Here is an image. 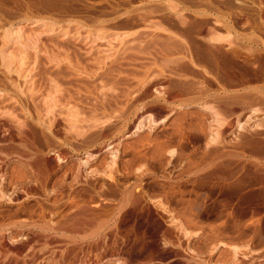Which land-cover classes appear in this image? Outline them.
Instances as JSON below:
<instances>
[{"label":"rangeland","instance_id":"rangeland-1","mask_svg":"<svg viewBox=\"0 0 264 264\" xmlns=\"http://www.w3.org/2000/svg\"><path fill=\"white\" fill-rule=\"evenodd\" d=\"M5 30L99 76L81 130L0 127V264H264V0H0Z\"/></svg>","mask_w":264,"mask_h":264},{"label":"bare ground","instance_id":"bare-ground-1","mask_svg":"<svg viewBox=\"0 0 264 264\" xmlns=\"http://www.w3.org/2000/svg\"><path fill=\"white\" fill-rule=\"evenodd\" d=\"M9 37H10L9 33L5 30L4 34L0 38V91L2 92V94L0 95V127H2V124L6 122V124L8 123L7 125H9V127H11V129L17 134L22 132H26V133L34 132V134L42 133V138H43L42 140H44L45 137L46 139L47 138L49 139L50 135L48 134L52 133L55 127H58V125H62L64 128H67L66 130H74L75 128H78L80 126V130H81V126L84 121L81 119L82 114H84L86 111H89L87 110L89 108L93 109L95 105V104L94 105L90 104L93 105V107L89 105L91 100H94L95 97V92H96L95 78L97 75L96 73H95L96 75H90L93 72L90 74L88 73V71L91 68V65L90 68L86 66L87 64L85 63L83 57L81 55L80 56L77 55L80 53L79 51H78L79 53L77 54L75 53L76 54L75 56L73 55L75 60H68L66 59L67 57H64L65 52H63L62 49L61 51L56 50L51 46L50 47L47 46V43L42 44L41 47L35 44L33 48L34 50L32 52L26 51L23 53L22 56L21 54H13V53L11 55H6L4 52V48L8 46L9 43H11V39H10L11 37L10 38ZM25 44L28 45V43ZM58 47H60V45ZM62 47L64 48L63 45H61V48ZM75 50L77 51L76 48ZM30 59L33 61L34 64L32 68L29 67V65L31 64L28 63L31 62ZM73 61H75V63ZM59 62L62 64L60 65L58 64L60 66L58 70H56V68L52 70L49 67L50 64L53 63L57 64ZM69 69L72 72L69 71ZM98 76L99 75H97V77ZM79 77H81V79H79ZM110 90H113V88ZM113 92H111L110 94H112ZM87 99L90 100L89 103L87 102ZM100 108L101 107H99V109ZM90 112H92L91 109ZM98 115L97 118L99 117ZM148 117L150 121L154 120V116L152 114L149 115ZM139 125L142 126L140 123ZM34 134L33 137L37 135L39 136L38 138H40L41 136V134L40 135L39 134L34 135ZM57 161L58 163H64V161L60 157H57ZM47 162L45 160H39V161L37 160V162L35 163V168L37 169L36 171L37 173H35L37 174L36 177H40V175L41 177H44L49 174L51 164H48ZM87 165L88 163H85V166ZM3 198L4 196L0 195V199ZM97 229L95 231H97ZM101 229H103L102 226ZM168 244H169L168 241L165 242V246H167ZM19 247L17 248L16 246L15 248L19 250L21 248ZM155 249L156 246L153 247L152 251ZM143 251L140 250L139 252L134 251L132 254L135 257H145L147 255V252H143ZM122 258L121 259L119 257L117 258L118 264L127 263L126 262L127 258L125 260H123ZM112 261L113 260L107 262L109 263Z\"/></svg>","mask_w":264,"mask_h":264},{"label":"flooded vegetation","instance_id":"flooded-vegetation-1","mask_svg":"<svg viewBox=\"0 0 264 264\" xmlns=\"http://www.w3.org/2000/svg\"><path fill=\"white\" fill-rule=\"evenodd\" d=\"M111 260H113V261H115V260H117V258L116 257H112V258H109V259H107V261H111ZM106 260L105 261H103L102 263L104 264H107L106 262H107ZM101 263V264H102ZM118 264V263H117Z\"/></svg>","mask_w":264,"mask_h":264}]
</instances>
